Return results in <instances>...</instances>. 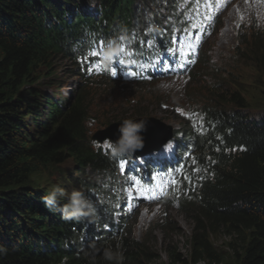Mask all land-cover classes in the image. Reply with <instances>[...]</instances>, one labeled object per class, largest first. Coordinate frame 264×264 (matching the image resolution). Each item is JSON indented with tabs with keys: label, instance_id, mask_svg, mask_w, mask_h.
<instances>
[{
	"label": "trees",
	"instance_id": "obj_1",
	"mask_svg": "<svg viewBox=\"0 0 264 264\" xmlns=\"http://www.w3.org/2000/svg\"><path fill=\"white\" fill-rule=\"evenodd\" d=\"M170 1L0 0V264H157L150 241L134 239L129 223L116 237L103 230L101 209L116 196L107 181L115 160L102 144L93 146L91 103L102 94V85L94 86L81 73L74 50L78 54L85 43L91 54L118 32L145 40L141 27L150 17L155 19L148 22L152 39L165 42L174 21L178 25L184 18L168 9ZM93 6L96 13L89 12ZM253 31L241 63L233 66L232 82L212 90L218 105L207 109L204 136L193 137L201 193L181 208L193 217L190 261L174 248L168 264H264V109L255 117L243 93L233 90L238 84L235 71L248 63L264 80V30ZM64 63L68 76L83 79L71 97L43 88L45 83L62 88L56 74ZM206 70L211 73L208 58L198 74ZM129 91L131 96L152 95L144 89ZM126 95L113 100L121 104ZM163 103L156 100L157 110L174 115L161 110ZM131 105V112H108L104 120L120 123L147 116L149 108L136 100ZM182 128L183 134L192 133L187 125ZM64 181L75 182L72 190H82L96 203V224L65 222L42 203L54 187L71 192ZM217 235L228 239V255L217 252L212 241ZM104 250L116 253L118 260H106Z\"/></svg>",
	"mask_w": 264,
	"mask_h": 264
},
{
	"label": "rangeland",
	"instance_id": "obj_2",
	"mask_svg": "<svg viewBox=\"0 0 264 264\" xmlns=\"http://www.w3.org/2000/svg\"><path fill=\"white\" fill-rule=\"evenodd\" d=\"M249 10L250 8L244 9L239 13H226L224 15L221 23L219 24L222 30H217V34H214L208 39V43L204 50L205 57L210 60L211 73L206 70L204 72L202 71L200 76H195V80H192L187 87V96L183 97L180 95H172L170 98L171 100L169 101L170 106L179 105L188 109L189 96L194 104H199L197 101L199 100L203 105H207L208 99L212 98L213 88L216 85L224 86L225 83L229 82V80L231 81V73L234 71L233 66L237 63H241L242 54L245 52V44L252 36L250 34L253 30H264V13L257 10L249 13ZM239 16L243 17V19L237 20ZM152 18L154 19V17ZM150 20L151 18L147 19L146 22H149ZM241 20L242 22H239ZM146 27L147 26L145 25V28ZM253 33H255V31H253ZM243 41H245L244 46L242 45ZM237 49L240 50L239 54L235 53ZM65 65L66 64L64 63L63 65H59V67H57V69L60 70V72L56 74L57 78L58 80H63L64 83L62 88L58 90L56 89V92L60 91L64 97H71L73 95V91H75V84L76 82H79L77 81L79 79H75L70 75L69 77L67 75L68 70H66L67 66ZM206 72H208V75ZM235 73L238 84L233 85V90H240L248 101L254 116H260L264 109V89L262 88L263 86L260 82L263 79H258L257 76L259 75L254 72L253 66L249 63L247 66L235 71ZM94 82L97 85L102 84L99 79L94 80ZM123 86L129 93V95L125 96V99L128 97L127 99L130 100L129 103L125 100V102L121 104H114L116 103L113 100L114 97L122 92L119 87H110V85L106 88L103 86L100 87L103 97H98L91 103L92 117L95 118L91 134L103 130V127H107L108 129L110 126H115V124L120 125L122 122L119 123L117 120H104V114L109 112L117 115V113L125 114L127 112H131L129 110L133 109V105H128L134 103V100H138L141 103V108L145 107V110L149 108L147 117L145 118L157 119L161 123H164L167 126L169 125L172 130L178 129V121L173 119L171 115H166V113L157 110V97H143L141 95L131 96L128 90V88L131 89L130 86H128V88L126 85ZM43 88L46 89L47 92H50V94L55 91V89L47 83L43 85ZM94 89L96 90L97 88L95 87ZM107 90L111 92V95L105 96V92ZM157 90L160 92V96L168 95L167 92L170 93L168 89H163L161 87ZM197 131L201 133L203 130L199 127ZM90 175L91 174L89 173V176ZM40 183L41 182H36L35 184L39 185ZM44 184L45 182L42 181V184L40 185L47 188L48 186H45ZM63 184L70 190L76 187L75 182L64 181ZM180 186L181 185L179 184L178 189L173 194L176 198H173V196L171 198L174 200V203H170L169 205H145L138 210V213L135 214L129 222V226H131V234L134 239L150 241L153 253L157 257V264H168V252L174 248H176L178 254H180L183 259H186L188 262L190 261V238L193 229V217L185 214L184 210L181 209V198L179 194ZM112 220L114 222H119L117 219ZM163 227H165V230L162 229ZM212 241L217 249V252L222 255H228V248L226 246L228 239H226V237L223 235H217L212 238ZM167 246L170 248H167Z\"/></svg>",
	"mask_w": 264,
	"mask_h": 264
},
{
	"label": "clouds",
	"instance_id": "obj_3",
	"mask_svg": "<svg viewBox=\"0 0 264 264\" xmlns=\"http://www.w3.org/2000/svg\"><path fill=\"white\" fill-rule=\"evenodd\" d=\"M102 55L106 64L110 66L112 61L119 57L120 50L110 42ZM159 87L167 89L169 85L162 83ZM89 127H92V123L89 124ZM145 131L144 120L124 119L118 128V139L116 141L105 140L102 145L109 150L107 154L110 159L130 158L137 150L144 147L145 141L142 133ZM92 143L94 147L101 145L96 140H93ZM41 201L49 211L59 213L60 219L65 222H86L88 225L98 222L96 203L82 190L73 189L68 192L57 186L49 190L41 198ZM65 246L67 247V243ZM90 250L95 253V249L91 246ZM103 255L106 260H118L117 254L111 250H104Z\"/></svg>",
	"mask_w": 264,
	"mask_h": 264
},
{
	"label": "water",
	"instance_id": "obj_4",
	"mask_svg": "<svg viewBox=\"0 0 264 264\" xmlns=\"http://www.w3.org/2000/svg\"><path fill=\"white\" fill-rule=\"evenodd\" d=\"M146 124V131L142 133L144 136V147L137 150L135 153L143 154L156 149L158 146L162 145L170 137V133H166L168 128L158 122L157 120H144ZM120 125H113L107 130L97 133L93 136L94 140L102 142L106 139L111 141H116L118 139L119 133L118 128ZM169 132V131H168Z\"/></svg>",
	"mask_w": 264,
	"mask_h": 264
},
{
	"label": "snow or ice",
	"instance_id": "obj_5",
	"mask_svg": "<svg viewBox=\"0 0 264 264\" xmlns=\"http://www.w3.org/2000/svg\"><path fill=\"white\" fill-rule=\"evenodd\" d=\"M241 19H243V17H241ZM92 55H96V53H92ZM112 74L116 75L117 73L115 71H113ZM126 74H128V73H126ZM121 167L123 168V165H121ZM138 190L141 191V192L146 191L145 189H138ZM153 198H155V197H153Z\"/></svg>",
	"mask_w": 264,
	"mask_h": 264
},
{
	"label": "bare ground",
	"instance_id": "obj_6",
	"mask_svg": "<svg viewBox=\"0 0 264 264\" xmlns=\"http://www.w3.org/2000/svg\"><path fill=\"white\" fill-rule=\"evenodd\" d=\"M89 40V39H88ZM157 120V119H156ZM169 126V125H168Z\"/></svg>",
	"mask_w": 264,
	"mask_h": 264
}]
</instances>
